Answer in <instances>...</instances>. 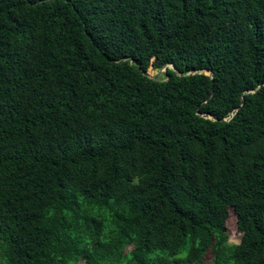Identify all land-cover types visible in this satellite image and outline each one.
I'll return each mask as SVG.
<instances>
[{
  "label": "trees",
  "instance_id": "trees-1",
  "mask_svg": "<svg viewBox=\"0 0 264 264\" xmlns=\"http://www.w3.org/2000/svg\"><path fill=\"white\" fill-rule=\"evenodd\" d=\"M208 255L264 264V0H0L1 264Z\"/></svg>",
  "mask_w": 264,
  "mask_h": 264
},
{
  "label": "water",
  "instance_id": "water-1",
  "mask_svg": "<svg viewBox=\"0 0 264 264\" xmlns=\"http://www.w3.org/2000/svg\"><path fill=\"white\" fill-rule=\"evenodd\" d=\"M133 63H135L133 60H132ZM173 69L176 73H178L177 69L173 66V65H165L162 69H160V74L162 75L164 73V75L167 73L168 69ZM139 69V68H138ZM205 73H207L209 76H211L212 78L214 77L213 76V73L212 72H208V71H204ZM141 73L148 77L149 79H152V80H159L160 79V76L157 75V76H153L149 73V70L147 72H144V71H141ZM192 74H196V72H192ZM179 76H183L182 74H179ZM250 92H245L244 95L246 94H249ZM238 110L239 109H235L233 110L227 117L223 118V119H220V118H217V117H214V116H211L210 114H201L199 112V110H197V114L200 116V117H203L205 119H210V120H213V121H218V122H223V123H227L229 121H231L233 119V117L238 113Z\"/></svg>",
  "mask_w": 264,
  "mask_h": 264
},
{
  "label": "rangeland",
  "instance_id": "rangeland-1",
  "mask_svg": "<svg viewBox=\"0 0 264 264\" xmlns=\"http://www.w3.org/2000/svg\"><path fill=\"white\" fill-rule=\"evenodd\" d=\"M149 73L153 76H157V75H161L160 74V71L159 70H156L154 68H150L149 69ZM165 75L164 73L160 76V78H164ZM228 228H229V233H230V243L232 244H239L240 241H241V238H242V235L238 232V229H237V225H236V216L234 214L233 211H231V217L229 219V222H228ZM130 249H128L127 251H130ZM211 255H208L207 258H206V262L207 264H211ZM0 264H1V261H0Z\"/></svg>",
  "mask_w": 264,
  "mask_h": 264
}]
</instances>
